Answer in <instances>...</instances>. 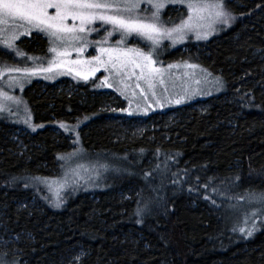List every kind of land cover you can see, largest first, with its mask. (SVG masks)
Here are the masks:
<instances>
[{"label":"trees","instance_id":"16d2710c","mask_svg":"<svg viewBox=\"0 0 264 264\" xmlns=\"http://www.w3.org/2000/svg\"><path fill=\"white\" fill-rule=\"evenodd\" d=\"M225 4L232 25L202 49L189 43L177 54L219 73L225 91L201 107L151 115L144 132L130 134L132 126L100 111L104 98L88 84L73 93L28 87L42 128L15 140L13 124L0 122V239L9 244L0 245V262L264 264V226L243 237L231 214L237 197L264 191V0ZM22 43L46 47L41 34ZM75 118L88 120L81 144L120 173L105 175L99 189L68 194L57 209L32 180L60 167L70 134L52 128ZM137 208L145 211L138 216Z\"/></svg>","mask_w":264,"mask_h":264},{"label":"rangeland","instance_id":"374dc122","mask_svg":"<svg viewBox=\"0 0 264 264\" xmlns=\"http://www.w3.org/2000/svg\"><path fill=\"white\" fill-rule=\"evenodd\" d=\"M212 2V0H208ZM225 4V0H224ZM148 9L147 12L144 9ZM225 8L227 10L226 4ZM50 12L53 10H49ZM151 8L147 4H141V15H150ZM188 11L186 6L182 5L180 0L176 3H166V6L161 10V25L166 28H172L175 25L180 24L182 21H186L188 18ZM171 21V22H169ZM72 21L69 20V24ZM211 23L210 18L201 22L202 26L199 28L201 33L209 31L207 25ZM233 23L230 21L228 26L221 23L212 24V31L208 35L207 39H196L195 31H188L185 33L182 42L173 43V41L164 39L159 45L155 47V50H151L150 42L143 41L135 36L127 38L123 44L117 45V41L120 39L119 34H114L104 47H123V48H137L142 52L150 54L153 60L156 61L155 67L162 69L163 83L159 80L154 82V87L149 88L141 81L140 88L143 89L141 93L140 89L135 88V77L126 80V83L130 85L129 88H124L117 82V77L109 72H106L103 68L96 72L95 75H90L87 80L82 76H77L75 72H69L67 68L54 69L53 72H41L31 77H24L23 75H17V82L10 83L7 72L2 75L1 90L4 96L0 97V104H3V110H0V122L12 123V132L15 136V140L19 137L28 135L29 133L36 132L42 128L35 121V115L33 110L30 108L27 101L28 96L26 91L28 87L32 86L35 82L39 83L43 90L52 85L55 88L64 90L69 93L76 92L79 88V83H85L90 86L95 93L102 95L104 98V104L100 108V111H110L113 113L115 122L123 126H132L134 129L130 134H136V130L144 132L148 125L147 119L155 114H162L176 110L178 108L199 105L203 106L199 102L218 96L222 94L226 89L224 79L219 73L214 72L208 66L203 65L191 58H180L177 57L179 49L182 52L189 50L190 48L185 47L189 43L195 44L199 49L202 43L213 39L221 31L228 29ZM101 22L97 21L96 24L91 27L99 28ZM110 30V26H104ZM37 34H41L46 40L45 50L35 52L29 50L23 43L24 39H31L36 37ZM103 29L99 34L93 32L87 37L89 41L88 47L84 50L82 55H79L71 48V56L68 59L76 60H90L92 56L98 55L96 46L93 45L92 41L101 40L103 37ZM16 45L20 51L25 53L24 57H16L13 54H9L7 51L0 50V60L2 65L14 68H46L48 62L53 60L55 54L50 52L49 49L53 46L50 43L48 37L44 33H38L32 31L31 35H20L16 41ZM75 47H80L79 44ZM32 58V59H29ZM169 65L172 67L169 68ZM188 65H194L196 67L189 68ZM211 75H208V74ZM138 74V70H137ZM108 77V83L112 84L109 88L102 83L104 77ZM220 78L221 85H217L215 82L216 78ZM199 81V83H197ZM155 93L153 95L152 93ZM12 97L13 99H7ZM182 100L181 103H175L176 100ZM121 100L123 103H120ZM203 104V103H202ZM161 105H163L161 107ZM175 113L170 114L174 116ZM28 119L29 124L24 123ZM88 120L79 121L77 118L72 122H61L67 124L69 127H74V131H66L70 134L68 141V151L60 154V167L52 171V175L46 178H39L40 181L33 179V183L37 185L45 195L52 201L54 208H61L67 199L68 194L76 193L82 190H95L103 187L104 177L108 173L114 170L120 173V167L115 168L114 163L110 162L106 158V155H92L88 149L81 144V138L79 129L83 125H86ZM61 123H57V127L52 128L57 134H62L60 127ZM34 129V130H33ZM78 133V135H77ZM108 176V175H107ZM83 179H80V178ZM63 185V187H61ZM259 193H264L259 192ZM59 197L60 207H56L55 204L58 202ZM246 197V196H245ZM38 199L36 197L32 200V205L37 206ZM259 205H252L251 208L248 205L246 199L236 200L235 206L231 208V214L237 221L238 226H244L242 224L243 214L252 210H258ZM253 219L256 220L257 230L253 232V235L248 237L244 233L239 232L243 237L252 238L258 232H260L264 226V223H260L261 219H264V215L258 214L255 218H249V225H251ZM0 245L4 248L8 246V240L0 239ZM2 264H9L6 260Z\"/></svg>","mask_w":264,"mask_h":264},{"label":"snow or ice","instance_id":"6c2138e0","mask_svg":"<svg viewBox=\"0 0 264 264\" xmlns=\"http://www.w3.org/2000/svg\"><path fill=\"white\" fill-rule=\"evenodd\" d=\"M169 2L176 3L177 0H0V50L7 51L16 57H24L25 53L19 50L16 41L20 35H31L32 31L44 33L50 43L56 45L49 49L55 54V57L48 62V67L21 69L2 65L0 66V75L7 72L10 83H14L17 82V75L31 77L41 72H53L54 69L67 68L70 73L75 72L77 76H82L87 80L90 75H95L103 68L106 72L115 75L117 82L124 88L130 87L126 80L135 77V88L140 89L143 93L140 82L143 81L150 89L154 87L156 80L163 83V70L155 67L156 61L152 56L140 49L102 46L107 44L114 34L120 36L116 42L117 45L123 44L129 37L135 36L150 42L151 50L154 51L155 47L164 39L171 40L173 43L182 42L188 31H195L196 39H207L213 30L212 24L221 23L228 26L230 21L235 19L226 10L224 0H212V2H208V0H180L189 13L187 20L172 28H166L160 23L161 10ZM142 3L151 8L150 15H141ZM144 11L147 12L148 9L146 8ZM209 18L211 20V23L207 25L209 31L201 33L199 31L202 26L201 22ZM69 20L72 21L71 24H69ZM97 21L101 22L100 27H91ZM104 26H110V30ZM102 29L104 32L102 39L91 42L96 46L98 55L92 56L90 60L68 59L71 56L69 48L75 51L78 56L82 55L89 45L87 37L93 32L99 34ZM77 44L80 47H75ZM171 67L169 65V68ZM188 67L196 66L188 65ZM215 82L217 85H221L220 78L217 77ZM102 83L109 88L112 87V84L108 83L107 76L104 77ZM152 94L155 95L154 92ZM3 96L4 94L0 93V97ZM7 99L13 98L7 97ZM181 102L180 99L175 101L177 104ZM0 110H3V104H0ZM24 123L29 124L30 121L26 119ZM60 127L65 131L75 130L74 127H69L64 123H61ZM59 158L64 159L65 157ZM34 179L47 183V181H40L39 178ZM213 191L215 192L216 189L214 188ZM236 199L238 201L246 199L250 208L252 205L260 206L258 210L243 214L242 224L244 226L233 228V231H239L250 237L257 230V224L255 219L251 225L248 221L250 217L255 218L258 214L264 215V193H248L246 197H237ZM57 200L55 206L60 207L59 197ZM144 211V208H137V215L140 216ZM260 223H264V219H261Z\"/></svg>","mask_w":264,"mask_h":264},{"label":"water","instance_id":"95a60500","mask_svg":"<svg viewBox=\"0 0 264 264\" xmlns=\"http://www.w3.org/2000/svg\"><path fill=\"white\" fill-rule=\"evenodd\" d=\"M0 66H2L1 63H0ZM0 90H1V75H0Z\"/></svg>","mask_w":264,"mask_h":264}]
</instances>
